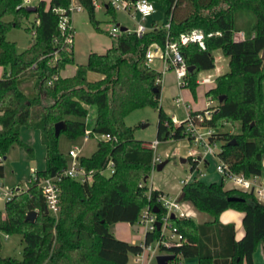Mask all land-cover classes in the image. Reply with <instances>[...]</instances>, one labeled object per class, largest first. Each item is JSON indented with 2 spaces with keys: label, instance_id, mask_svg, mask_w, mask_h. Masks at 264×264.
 <instances>
[{
  "label": "trees",
  "instance_id": "1",
  "mask_svg": "<svg viewBox=\"0 0 264 264\" xmlns=\"http://www.w3.org/2000/svg\"><path fill=\"white\" fill-rule=\"evenodd\" d=\"M70 1L38 0L35 9L30 10L22 0H0V64L5 69L0 76V176L4 174L3 158L10 144L18 143L34 153L33 147L20 138L22 126L38 129L46 149L45 166L35 169L26 187L18 186L0 209V230L19 232L23 240L20 257L2 255L0 248V264H122L131 253L141 250L139 242L117 237L109 224L118 220L133 224L145 203H160L157 196L161 188L152 187L150 197L147 195L153 148L149 141L135 137L133 126L125 120L133 108L157 104L161 71L144 63L146 46L153 41L162 45L166 40L177 41L186 61L195 64L188 71L185 84L192 88L198 83V70L215 66L214 49L221 48L228 56L229 68L216 75V84L205 91L216 103L211 104L214 112L204 122L220 126L224 121L239 119V131L215 133L221 144L218 158L246 175L259 174L262 169L264 0H154L163 9V22L153 20L152 27L140 34L121 30L116 44L105 51L91 49L86 62H76L72 75H62L60 70L65 64L75 61L73 26L70 18L69 26L62 30L60 12L54 8L65 7L69 14ZM79 1L99 29L94 17L95 3ZM239 8L251 9L256 17L251 36L241 39L234 38V11ZM111 9L114 8L108 1L106 10ZM30 12L35 20L26 29L32 32V41L18 49L5 31L19 25ZM8 14L11 17L5 18ZM193 28L205 32L204 46L195 41L180 42V34ZM209 31L214 33L208 34ZM90 69L101 76L88 78ZM24 74L35 77L32 96L16 83ZM220 94L223 98L219 101ZM92 102L96 103V117L89 134L96 132L100 136L90 155H79L80 163L93 168L92 177L89 181L69 176L61 179L60 215L54 223L53 215L46 210L39 179L67 165L66 155L58 148V136L61 132L70 138L85 134L84 117ZM157 113L159 139L187 135L186 118L174 122L161 106ZM60 119L65 120V127L56 135L54 124ZM109 160L113 170L105 174L101 170L107 168ZM195 164L193 161L191 166ZM181 190L183 199L213 217L201 222L192 215L170 217L171 224L186 236L181 244L169 248L175 254L174 264L192 256L199 259V264H254L253 252L264 240V202L251 190L226 188L223 182H205L198 177L184 182ZM226 207L243 210L244 231L239 238L235 237L233 222L218 219ZM30 209L36 210L33 220L27 218ZM161 212L158 209V214ZM53 224L55 231L51 229ZM158 233V229L148 231L145 239Z\"/></svg>",
  "mask_w": 264,
  "mask_h": 264
},
{
  "label": "rangeland",
  "instance_id": "2",
  "mask_svg": "<svg viewBox=\"0 0 264 264\" xmlns=\"http://www.w3.org/2000/svg\"><path fill=\"white\" fill-rule=\"evenodd\" d=\"M77 2L76 0H73ZM98 3L95 4L94 17L97 19L98 28H96L93 20L89 17L88 9L83 5L82 8H73L69 18H71V25L73 26V41L72 50L74 51L75 61L73 63H66L65 66L60 70L61 74H66L71 71H75L73 68L76 62L84 63L87 60L89 51L91 49L98 51H105V48L111 44L117 43V34L119 32L116 26L120 25L127 26L128 30H134L137 24V20L130 14L127 9L114 8L111 10H106V3L109 0H96ZM29 5H35L38 0H29L27 2ZM112 5V4H111ZM164 12L161 7L156 6V9L152 14L147 17L144 21L145 25L148 27L149 19L153 17L157 22H161L164 18ZM11 15H6L5 18H10ZM35 15L30 12L27 16H24L19 25H14L9 27L5 31V36L16 41L18 49H23L31 43L32 32L26 29L27 25H31L34 22ZM255 13L250 9L239 8L234 11V27L241 28L246 31V37L251 36L253 29H251L252 23L255 21ZM121 32V31H120ZM215 62L217 65L224 64L227 62V57L223 53L221 48L214 49L212 51ZM155 68H160L162 65L158 57H154L153 61L150 63ZM228 62L226 63V66ZM225 66V67H226ZM224 70V68H223ZM205 68L198 70L196 76L200 78L205 72ZM88 78H94L93 75H97L98 72L94 70L88 71ZM73 74V73H72ZM68 74V75H72ZM161 89L157 104L153 105L150 103L140 105L139 107L133 108L125 116V120L128 124L133 126L134 135L137 138H142L146 141L153 140L157 137L156 124L158 120V107L161 106L162 109L172 116L173 113L176 114L181 119L186 117V106L184 102L190 104L191 108H204L207 101H209L208 96L205 94V90L209 87L214 86V80L207 83L198 82L194 88L190 85H179L176 80L174 70L170 68L169 70H164L161 75ZM23 84L29 91L30 96L35 94L34 81L32 82L29 75H24L23 77H18L17 82ZM19 86V85H18ZM175 95L181 96L183 100L176 104L173 100ZM213 104L216 100L212 101ZM96 103L92 102L88 105L87 116L84 117L86 124V131L90 132L91 127L94 124L96 117ZM72 117H79L77 115H72ZM218 130H229L232 132H237L241 129L240 120L226 121L217 127ZM100 136L98 133H91L85 137V134H80L74 138L68 137L64 132H61L58 136V148H60L70 160L71 157L68 154V150L77 146L79 148L80 154L90 155L91 152L96 148L97 138ZM20 138L28 142L34 149V153L30 154L27 149L18 143H12L7 149L6 157L3 158L4 174L0 176V181L4 183V186L11 188L12 186H20L25 188L27 185V179L34 172V168H43L44 166V149L43 143L41 142L40 136H38L37 129L27 126L23 129ZM202 153V147L196 143L191 137L187 135L181 137H167L160 138L156 145L155 153L158 152L161 156V160L167 159L164 166L160 169L157 167L152 168L149 175L147 176V184H154L163 187L165 191L169 194L174 195L179 186L182 185L181 179L190 173V166L193 161L194 155H188L189 153ZM180 157H187V160L181 161ZM199 157V155H198ZM212 160L216 161V157L213 156ZM204 163H201L200 167L204 170L206 169ZM215 169V168H214ZM110 168H105L103 172L108 174ZM182 206L186 208L192 207V204L186 199H181ZM5 201L0 198V209H3ZM190 206V207H189ZM126 222L122 220L114 221L109 224L111 230H115L116 234H121L122 229L127 226L129 233L139 237L135 238L134 242H139L143 235V228L135 230L132 224H125ZM127 232H125L126 235ZM0 230V240H1V254L15 255L20 257L22 255L23 240L22 234L19 232L7 233ZM118 237V236H117ZM121 238V237H120ZM129 240L128 238H126ZM125 239V240H126ZM138 239V240H137ZM182 259V258H181ZM176 260H170L169 264H174ZM150 264H157L155 258L151 259Z\"/></svg>",
  "mask_w": 264,
  "mask_h": 264
},
{
  "label": "built area",
  "instance_id": "3",
  "mask_svg": "<svg viewBox=\"0 0 264 264\" xmlns=\"http://www.w3.org/2000/svg\"><path fill=\"white\" fill-rule=\"evenodd\" d=\"M27 3L29 0H22ZM77 2L71 0L69 4V14L66 13L67 9L62 6H56L54 9L60 12V21L59 26L62 30H65L70 24V14L73 8L80 9L83 7V3L79 0ZM95 4L98 2L92 0ZM114 8H123L127 9L130 14L137 20L136 27L134 29L138 34L143 33L148 27L145 25L144 21L152 14L156 9V4L154 0H109ZM168 26V23H165ZM118 32L120 28L116 26ZM216 33L220 30H216ZM213 31H209L208 34H213ZM243 33V31H241ZM204 37L205 32L203 30L193 28L189 31L182 32L180 34V42L186 44L189 41L197 42L201 47L204 46ZM70 40V38H69ZM154 57H158L162 60L164 67L161 70L162 72L170 67L174 70L176 80L179 85H185L187 83V74L189 71V63L186 61L185 56L179 47L177 41L175 40H166L162 45L157 41H153L146 46L144 63L151 65ZM197 82L206 83L215 81V76L212 73L203 74L200 78H197ZM161 80V77H160ZM173 100L176 104L180 103L182 99L181 96L175 95ZM186 115V122L184 129L187 133V136L196 141L202 147V153H193V159H197L194 167L190 166L191 170L188 175L181 179L182 184L184 182L190 181L196 176L194 173H201L199 166L200 160H203L207 155H213L217 157L218 162L216 163V170L223 176L226 180H229L232 183V187L242 190H251L254 192L259 199H264V184L259 180L258 174L246 175L242 170L234 171L229 164L218 158V151L221 148L220 141L214 137L215 133L218 130V126H213L205 123L204 121L211 117L213 114L214 106L208 104L201 109H193V112H189ZM171 118L174 122H179L177 120L176 114H172ZM224 121L223 123H225ZM89 132L86 131L85 137H87ZM104 137L109 136L103 135ZM159 138L156 137L153 140L148 142V145L153 148V168L157 166L158 161L161 160V156L158 152L155 153V148ZM68 154L71 157L67 161V165L61 168L58 172L50 175H44L39 179L41 190L44 198L46 199V208L47 211L53 215L54 223L59 219L60 215V190H61V179L64 176H69L72 178H77L81 181H89L92 177L93 168L87 169L84 164L80 163L79 160V148L77 146L70 148ZM199 155V157H198ZM0 158L2 156L0 155ZM110 168V171L113 170L112 160L108 161L107 168ZM104 169L101 171L103 172ZM109 171V172H110ZM149 185V184H148ZM152 184L148 186L147 195L150 197L149 193ZM18 186H12L7 188L4 186V183L0 181V198L6 201L11 194L17 190ZM182 198H179L178 194H169L168 192L162 190L158 192L157 201L160 203L150 204L145 203L139 214L137 221V228H143L144 235L139 241L141 244V250L131 253L127 259V262L122 264H150L151 259L159 252H171L170 247L175 246L176 244H181V242L186 240V236L177 229V226H173L170 221L172 214L175 215H190V210L184 208L181 202ZM156 205L158 209H161V213L158 214V211L153 209V206ZM160 222L157 227L156 221ZM51 229L54 230V224ZM155 229L159 230L157 236L153 237L150 240L145 239V233L148 231H154ZM8 234L6 233L5 236Z\"/></svg>",
  "mask_w": 264,
  "mask_h": 264
},
{
  "label": "crops",
  "instance_id": "4",
  "mask_svg": "<svg viewBox=\"0 0 264 264\" xmlns=\"http://www.w3.org/2000/svg\"><path fill=\"white\" fill-rule=\"evenodd\" d=\"M165 18L166 17L164 16V18H163V20L161 22H163L165 20ZM153 20H155L154 17L151 20L149 19L150 22L147 23L149 25L148 28L152 27ZM161 22H158V23H161ZM235 29L236 30H235V33H234V38L241 39V38L246 37V31L244 29H241V28H235ZM241 31H243V33H241ZM226 57H227V62H228V56L226 55ZM160 62H161L162 65L160 66V68H156L159 71H161L163 69V67H164V64H163L161 59H160ZM214 63H215V66L212 67V68H205L206 71L203 74H206V73L210 72V73L214 74V76H216L220 72L225 71V70H227L229 68V62H228L227 66H226L225 62H224V64L217 65V63L214 60ZM73 68L76 69L75 64H74ZM223 68H224V70H223ZM169 69H166V70H169ZM4 70L5 69L0 64V76L3 74ZM72 73H73V71H71L69 73H66L64 75H68V74H72ZM88 74H89V72H88ZM24 75H28V74H24ZM161 75H162V71H161ZM23 76H19V78L23 77ZM29 76L31 77V80L33 82L35 80V77L32 76V75H29ZM100 76H101V74L99 72H98L97 75H93L94 78H98ZM16 82H17V80H16ZM214 82L216 84V80ZM17 84L19 85V87L25 93L30 94L29 91L27 90V88L25 86H23V84H19V83H17ZM263 94H264V80H263ZM212 101H213V99L209 98V101H207L206 105L213 104ZM184 104L187 107L186 108V112H187L188 108H191V106H190V104H187L186 102H184ZM195 109H199V108H195ZM187 113H186V115H187ZM173 114H175V113H173ZM176 117H177V120L180 119L178 116H176ZM0 127H1V123H0ZM26 127H27V125L26 126H22L20 128V132H19L20 135H21L22 130L26 129ZM37 133H38V136H40V138H41V133H39L38 129H37ZM43 149H44V162H45L46 149L44 147V144H43ZM193 153H194V151L192 150V153H189L188 155L193 154ZM197 154H198V152H197ZM212 157H213V155H207L203 160H200L199 166L201 165V163H204L205 165H207L206 169L204 170L203 168L200 167L201 173L200 172L194 173V175L196 177H198L199 179L205 181V182L206 181L207 182H209V181L223 182V186L224 187H226V188L232 187V183L229 180H226L223 176H221L220 173L216 170V163L218 162L217 157L215 156L216 157V161L212 160ZM261 159H262V169H261V172L258 175H259V180L264 184V153L262 154ZM35 169H38V168H34L33 170H35ZM152 185H153V187H156V188L158 187V188H161L162 190H164L163 187H161L159 185H154V184H152ZM181 186H179L177 192L175 193V194H178V196L180 195L179 193L181 192ZM166 192H168V191H166ZM262 201L264 202V199H262ZM189 204H192V203L189 202ZM188 209L191 211L190 212V216L192 215L197 221H200V222L201 221H207V219H211L213 217V215L210 212L204 211V210H200V209L196 208L193 204H192L191 209L190 208H188ZM242 216H243V210L242 209H240V208L238 209V208H234V207H226V208H223V210L218 214V219L221 222H228V221L233 222V224L235 225V237L239 238L241 236V234L243 233V231H244V225H242ZM124 222H126L125 224L128 223V225L129 224L131 225V223L129 221H127V220L124 221ZM113 232H114V234L116 236L121 237L123 239L128 238L129 239L128 241H130V242H134L136 240L135 238L137 237V236L129 233V229L127 228V226L122 229V232L119 235L116 234L115 230ZM125 232H127L126 235H125ZM137 238H139V237H137ZM252 257H253L254 264H264V240H261L258 243L257 248L253 252ZM180 264H199V259L196 256L182 258L181 261H180ZM242 264H247V263L244 261Z\"/></svg>",
  "mask_w": 264,
  "mask_h": 264
},
{
  "label": "water",
  "instance_id": "5",
  "mask_svg": "<svg viewBox=\"0 0 264 264\" xmlns=\"http://www.w3.org/2000/svg\"><path fill=\"white\" fill-rule=\"evenodd\" d=\"M28 8L30 10H34L35 9V5H28ZM120 30H126L127 29V26L125 25H120ZM261 57H262V61H263V68H264V48L262 49L261 51ZM189 70H193L195 68V64H189ZM223 98V95L220 94V97H219V101ZM65 127V120L64 119H60L58 120L55 124H54V132L56 135H58L60 133V130L62 128ZM234 139L230 140V142H233ZM6 157V156H4ZM180 160L181 161H186L187 160V157H180ZM167 159L165 160H160L158 161L157 163V168L160 169L164 166V164L166 163ZM144 178H146V176H144ZM179 198H183L184 194H183V191L181 190V192L179 193ZM230 198L232 199H237L239 197L237 196H230ZM153 209L155 211H158V207L156 205L153 206ZM47 210V208H46ZM35 215H36V210L35 209H30L28 210L27 212V218L29 217L30 219H34L35 218ZM175 213L172 214L171 216L174 217ZM160 222L159 220L156 221V225L157 227L159 226ZM132 227L137 230V224L136 223H133L132 224ZM175 254L173 252H159L156 256H155V260L157 261V264H169L170 260H172L174 258Z\"/></svg>",
  "mask_w": 264,
  "mask_h": 264
}]
</instances>
